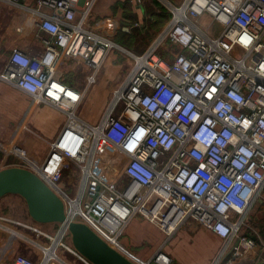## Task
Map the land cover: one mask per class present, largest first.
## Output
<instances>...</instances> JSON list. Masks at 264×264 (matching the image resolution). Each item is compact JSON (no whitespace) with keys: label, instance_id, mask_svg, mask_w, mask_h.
Instances as JSON below:
<instances>
[{"label":"built area","instance_id":"obj_1","mask_svg":"<svg viewBox=\"0 0 264 264\" xmlns=\"http://www.w3.org/2000/svg\"><path fill=\"white\" fill-rule=\"evenodd\" d=\"M95 1L79 8L77 0H38L26 7L34 30L45 34L44 52L31 58L15 49L0 72V82L26 93L34 106L66 116L42 164L21 146L0 144L1 158L17 157V167L37 174L66 213L54 234L0 215V238L9 242L0 264H93L66 243L71 223L88 225L135 264H171L161 250L142 261L121 244L135 218L168 237L190 223L213 232L224 242L213 264L251 254L263 261L264 243L242 231L252 206L264 202V0H161L170 19L140 54L93 29ZM117 48L131 67L99 121L89 124L79 109ZM69 59L91 72L83 91L63 81ZM103 146L124 159L111 166L115 175L100 163ZM17 243L36 250L38 261L5 258Z\"/></svg>","mask_w":264,"mask_h":264},{"label":"crops","instance_id":"obj_2","mask_svg":"<svg viewBox=\"0 0 264 264\" xmlns=\"http://www.w3.org/2000/svg\"><path fill=\"white\" fill-rule=\"evenodd\" d=\"M37 1L27 0L20 2V4H11L7 0H0V72L9 64L10 57L15 49L24 52L31 58L43 54L44 45L41 38L45 34L34 30L35 24H33L29 12L25 9L26 7H36ZM84 1L77 0V4L80 5L78 6L79 8L82 7L81 4ZM168 1L174 2L178 0ZM163 8L170 14L161 0H96L91 13L90 24L95 31L108 36L116 44H118L116 38L124 35L129 42H132L129 50L133 51L135 49L142 53L146 49L137 50L136 44L141 41L143 44L146 43L148 47L166 25L162 18H158V16L164 14ZM207 20L205 21L208 22ZM110 60L111 63L115 62L113 59ZM76 61L73 59L66 60L62 65V69L66 66L69 70L67 63ZM131 62L130 58V67ZM114 65L113 63L106 68V76L102 78L100 86L95 90L92 89L89 100L93 102V105L83 107L84 105L82 104L83 106L79 109V115L81 112V118L89 124L94 125L99 121L109 103L107 100H109L110 94L113 93L114 89L112 88L117 83V86L120 85L125 78V76L122 77L124 72H118ZM74 70L75 68H71L69 72L72 73ZM62 78L67 86L78 91L84 90V88L76 85L74 81L67 80L63 74ZM65 121L66 116L63 112L46 104L34 106L31 97L26 93L5 82H0V140L9 142L18 139L27 151L28 157L35 163L42 164L46 160L49 154V143L56 139ZM102 149L105 151H101L98 154L100 163L110 172V176L115 175V173L112 174L113 168L111 166H114L117 162H123L124 159L107 148V146H103ZM19 163L20 160L15 156L5 160L1 158L0 170L16 167ZM67 178L69 177L67 176L64 179L66 180ZM255 207H264V202H256L252 208ZM250 210L245 218L244 231L248 224ZM255 220L258 221V218L256 217ZM147 223L153 227L154 230H152L154 232L158 231L163 235H160L162 244L155 251L161 250L165 252L173 258L174 264H212L224 246V242L217 235L194 223L182 226L173 237H168L158 227L150 222ZM133 224V228L129 230L133 232V235L142 229L146 231L143 226H137L135 221L128 228ZM243 234L256 241L264 242L263 230L258 229V232L249 230L247 233L243 232ZM155 241L156 243L159 242L158 239ZM4 242L0 238V250H3V247L5 248L6 244ZM126 248L142 261H149L156 253L150 258H144L138 256L128 246ZM20 250H23L24 253L27 252L23 248H20ZM8 251L11 250L8 249L6 251L5 258L11 259L10 255L12 254L11 252L7 253ZM198 253L202 254L204 258L200 262L195 263L196 259L199 258ZM253 257V254H251L236 260L234 264H264V255L263 261L260 262H255ZM224 259L226 260V257Z\"/></svg>","mask_w":264,"mask_h":264},{"label":"rangeland","instance_id":"obj_3","mask_svg":"<svg viewBox=\"0 0 264 264\" xmlns=\"http://www.w3.org/2000/svg\"><path fill=\"white\" fill-rule=\"evenodd\" d=\"M204 25L206 27L211 25V27H213L212 33L216 34V30H215V28H217L216 25L212 26L210 21L204 22ZM140 42L141 41H139L138 44H136V47L138 48L137 50H141L142 48L146 49V47H147L146 43L143 44L142 42L141 43ZM123 49L127 50L126 48H123ZM127 51L131 52L133 54H140V52H141V51H136L135 49L133 51L132 50H127ZM177 52H179V50H177ZM111 56H110L111 58L110 57L109 58L113 59L115 62L111 63V60L109 59L110 61L108 60L104 64L100 74L98 75V80H97L96 84L92 85L89 88V90H88V92H87V94L83 100V105H84V106L82 105L83 107L93 105V102H91L89 100V95L92 92V89L95 90L100 86V83L102 82V78L104 76H106V71H107L106 68L109 65H112L114 63L115 64L114 67H116L118 69L117 70L118 72H120V73L124 72L122 77L126 76L128 70L130 68V63H129L130 58H129L128 54L126 52H124V50L117 48L116 50H114L112 52ZM67 64H68L67 66H69L70 69L75 68V70L71 73V72H69L70 69L68 70V67L64 66L65 68H63L61 70V73L64 75V77L67 78V80L74 81L76 85H79V87L85 88L86 82H87V77L91 74V72L89 71L87 66L83 62L78 61V60L76 62L67 63ZM110 68H112V67H110ZM117 84L114 85V88L117 87ZM114 88H112V89H114ZM111 95H112V93L110 94V97L108 98L109 100H107V101L111 100V97H112ZM80 115H81V112H80ZM0 144H5L8 146H9V144H15V145L23 147V144H21V142L18 139H14L13 141H9V142H4V141L0 140ZM0 159H1V155H0ZM69 193L71 196H74L75 195V188H73ZM0 215H5L9 218H12V219H15V220H18L21 222L25 221V222H28L30 224H34L37 227L41 228L42 230H45L51 234H54L59 229V224H60V223L59 224L58 223L38 224V223L33 222L29 216L26 202L24 201V199H22L21 197L16 196V195H8L7 197H4L3 199L0 200ZM256 217L258 218V221L255 220ZM263 220H264V207L252 208L250 210V213H249L248 224L245 228V231L243 230L242 233L243 232L247 233V231H249V230H251L252 232H254V231L258 232V229H260V227L264 224ZM134 221L137 222V226H143L146 229V231L144 229H142V230H139L138 233H135L133 235V232H130L129 230L131 228H133L134 224L131 225L128 228V231L125 233V236L122 238L121 244L123 246H126V247L128 246L130 248V250H132L134 253H136L140 257L150 258L157 251L156 250L157 247L160 244H162L161 238H160L161 233H159L158 231L154 232L153 227L151 225H148V223H147L148 221H145L143 219H138V218H135L132 222H134ZM141 222H145V223H141ZM147 235L149 237L148 239H147ZM161 236H163V235H161ZM157 239L159 240V242L156 243L155 240H157ZM4 241L6 242V243L4 242L5 244H7V243L9 244V242L6 239ZM153 242H154V244H153ZM66 243L70 247L74 248L70 234L66 238ZM171 245H172V243H171ZM9 246H10V248L15 247L14 249H10L11 251L7 252V253L11 252V254H12V255H10L11 257L12 256L15 257L18 255H26V256L34 259L35 262L38 261V259H39L38 252L36 250L32 249L30 246H27L26 244L17 243L16 245L10 244ZM20 248L25 249L27 252L24 253L23 250L22 251L20 250ZM3 249H5V248L3 247ZM3 253H5V251L0 250V255H2ZM195 254H197V253H195ZM198 257L199 258L196 259L195 263L200 262L204 258L202 256V254H200V253H198ZM170 258L172 260L171 264H174L173 258L172 257H170ZM217 258H215V260ZM7 259H9V258H7ZM67 259L70 262L75 261V258L69 254L67 255Z\"/></svg>","mask_w":264,"mask_h":264},{"label":"water","instance_id":"obj_4","mask_svg":"<svg viewBox=\"0 0 264 264\" xmlns=\"http://www.w3.org/2000/svg\"><path fill=\"white\" fill-rule=\"evenodd\" d=\"M8 195L24 199L31 220L38 224L63 223L66 220L62 199L34 172L23 167L0 170V200ZM74 248L93 264H135L111 248L88 225H69Z\"/></svg>","mask_w":264,"mask_h":264},{"label":"trees","instance_id":"obj_5","mask_svg":"<svg viewBox=\"0 0 264 264\" xmlns=\"http://www.w3.org/2000/svg\"><path fill=\"white\" fill-rule=\"evenodd\" d=\"M158 4V3H157ZM162 8V7H161ZM164 9V8H163ZM158 18H162L163 19V21L165 22V23H167L168 21H169V19H170V14H168L166 11H165V9H164V14L163 15H161V16H158ZM161 26H163V25H161ZM160 28V27H159ZM116 41H117V43L120 45V46H122V47H124V48H126V49H130L131 48V46H132V42H129V40H127L126 39V37H124V35H122V36H118L117 38H116ZM260 230H263L264 231V224L260 227Z\"/></svg>","mask_w":264,"mask_h":264}]
</instances>
